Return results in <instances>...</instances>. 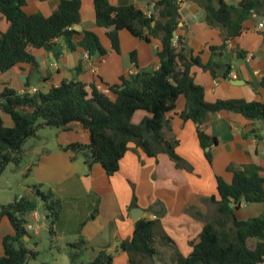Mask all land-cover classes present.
<instances>
[{"label":"crops","instance_id":"1","mask_svg":"<svg viewBox=\"0 0 264 264\" xmlns=\"http://www.w3.org/2000/svg\"><path fill=\"white\" fill-rule=\"evenodd\" d=\"M60 1L26 0L24 8L28 14L50 16ZM200 1L181 0L182 16L175 35L177 38L182 37L188 58L199 57L204 64L214 59L224 66H231L226 78H215L210 71L199 66L192 68L196 83L205 89L206 101L213 103L217 100L243 99L264 103V16L254 12L244 22L239 37L227 38L222 27L208 23ZM224 1L236 7L241 2ZM81 2L82 20L74 26L77 32L74 43L78 45L85 31H93L99 36L107 54L93 60L80 47L72 51L60 39L56 41L62 49L59 56L39 49L34 52L37 61L35 66L19 63L6 72L0 71V92L10 88L18 93L32 90L46 93L62 82L71 80L81 81L88 88L95 85L109 92L105 83L119 84L124 76L154 72L159 67L158 52L163 47L160 38H152L147 42L128 30H122L120 52H117L107 35L110 29L97 24L94 0ZM109 2L118 7L133 6L152 14L156 13L155 7L159 0ZM239 12L237 8L234 16L237 17ZM9 27L10 22L0 12V30L6 32ZM223 45L226 48L214 56L211 47ZM134 51L135 62L131 56ZM110 95L115 98L113 94ZM186 103V98L181 96L176 109L168 114L171 128L167 130V135L179 140L176 152L191 169L178 168L166 153L150 157L132 143L120 161L119 170L108 175L101 164L89 167L84 153L77 151L75 144L91 142L90 131L78 122L72 123L67 130L59 129L54 147L40 141L42 144L36 143L30 148L31 158L26 169L13 175L25 176L17 186L21 194L16 198L34 196L33 187L38 186L41 191H51L55 199L59 200L56 206L59 215L52 232L49 227L52 219H47L48 214L45 221H40L49 229L53 241L57 242L54 247L66 246L64 249L70 256V245L82 239L86 246L77 264H89L102 250L114 256L113 264H130L128 254L120 249V244L133 236L138 221L134 220L133 214H139L136 209H142L143 216L140 219L155 222L157 237H170L182 255L187 257L191 254L192 243L199 240L206 222L215 217L217 205L211 198L220 200L217 177L232 183L234 172L228 169L229 166L255 164L264 169V122L250 120L238 113L221 112L207 127V133L217 137L218 143L204 150L197 135V125L192 120L184 121L180 117L186 109ZM0 116L5 126H14L9 114L0 110ZM151 117L147 111L138 110L132 122L146 126ZM209 149L213 153L212 163L205 155ZM15 187L13 183L9 184V190ZM42 204L40 201L39 207ZM263 214L264 204L258 202L245 204L236 210V216L241 221ZM30 232L26 242L32 239ZM14 234L10 219L7 216L0 218V256L4 255V238ZM256 243V239H251L250 248L255 249ZM90 252L92 254L88 260H83ZM142 260L144 264L152 263ZM154 262L162 264L158 260Z\"/></svg>","mask_w":264,"mask_h":264},{"label":"trees","instance_id":"2","mask_svg":"<svg viewBox=\"0 0 264 264\" xmlns=\"http://www.w3.org/2000/svg\"><path fill=\"white\" fill-rule=\"evenodd\" d=\"M181 0H159L156 13L148 15L133 6L118 7L109 0H94L96 21L99 27L110 29L107 33L112 47L120 52V32L128 30L135 37L150 42L160 38L163 47L158 52L160 65L154 72H138L122 77L119 84L105 83L109 92L95 85L88 86L78 80L64 81L49 92L31 93L5 88L0 92V110L9 114L14 126L7 127L0 116V177L9 164L19 167L24 159L25 143L36 137L42 127L67 130L72 123H81L91 133L89 144H75L77 151L85 155L89 167L101 164L108 175L115 174L120 161L130 144L140 147L150 157L160 153L169 155L178 168L191 166L176 152L179 140L167 135L170 130L168 114L177 107L184 96L186 109L180 114L184 121L192 120L197 125V135L204 150L218 143L217 137L207 133L210 121L221 112L238 113L253 121L264 122V103L243 99L217 100L210 103L205 99V89L196 83L192 68L199 66L210 71L215 78H226L230 65H222L212 59L204 64L199 57L188 58L182 37L175 33L181 21ZM200 5L207 14L210 25L220 26L227 38H237L243 32L244 22L254 12L264 16V0H241L238 7L224 0H201ZM26 0H0V12L10 22L6 32L0 30V71L6 72L19 63L37 64L34 52L45 49L59 56L62 52L56 42L63 39L74 51L80 47L93 59L99 52L107 54L99 36L85 31L83 39L76 45L74 26L82 20L81 0H61L50 16L42 13L28 14ZM239 9V15L234 11ZM177 42V43H176ZM226 45L211 47L215 56ZM134 62L136 52L131 54ZM220 69H223L219 72ZM151 114L148 136H144L145 125H136L132 118L136 111ZM206 158L213 162L211 149L205 151ZM234 172L232 183L217 177L220 200L215 217L206 222L199 240L192 243L189 256L181 254L170 237H157L155 222L146 218L135 224L134 234L120 244L128 254L130 264H141V259L155 260L163 264H259L264 262V214L257 218L241 221L236 210L245 204H264V169L248 164L242 167L229 166ZM34 196L18 197L12 203L2 204L0 218L7 216L14 235L4 238V255L0 264H27L38 252L27 247L25 237L29 235L26 225L30 213L43 202L48 212L50 231L56 219L59 200L51 191H41L34 186ZM230 203L234 206L231 207ZM256 239L255 249L249 241ZM86 242L79 240L70 245L71 264H77L84 252ZM159 246L165 248L160 249ZM114 256L105 250L89 264H113Z\"/></svg>","mask_w":264,"mask_h":264},{"label":"rangeland","instance_id":"3","mask_svg":"<svg viewBox=\"0 0 264 264\" xmlns=\"http://www.w3.org/2000/svg\"><path fill=\"white\" fill-rule=\"evenodd\" d=\"M59 129L54 127H42L38 130V134L36 137L30 138L28 140V144L25 143L24 149L25 156L24 159L19 166L20 168L17 170V166L13 163L9 164L6 171L0 177V207L2 204H6L8 202H13L15 198L21 194L17 186L19 185L21 179H24L25 176L15 177L14 174L20 173V170H25L26 166L29 163V159L31 158L30 148L35 146V144H40L41 142H45L49 145V147H54V140L56 139V133ZM41 141V142H40ZM41 143V144H42ZM81 152V151H80ZM14 170V171H12ZM26 173V171H25ZM13 183L16 187L15 189L9 190V184ZM39 211L42 215V221L46 220V215L48 214L45 207L40 205ZM42 225V222H41ZM40 225V226H41ZM30 235L32 237L31 241L27 242V247L38 252V255L35 259L30 260L27 264H71V258L69 254H66V246L54 247L57 242L53 241V238L50 234L49 229L45 225H42L39 228V231H31ZM91 252L83 258V260H88L87 258L91 256ZM92 258V257H91ZM92 260V259H91ZM94 260V257H93ZM144 260L141 259V264ZM146 264V263H145ZM163 264V263H162Z\"/></svg>","mask_w":264,"mask_h":264},{"label":"built area","instance_id":"4","mask_svg":"<svg viewBox=\"0 0 264 264\" xmlns=\"http://www.w3.org/2000/svg\"><path fill=\"white\" fill-rule=\"evenodd\" d=\"M150 15V14H148ZM86 55L88 56V54L86 53ZM89 57V56H88ZM38 90H32V91H29L31 93H35L37 92ZM157 217L155 216L154 219H156ZM41 219H42V215H41V212L39 211V208L33 210L31 213H30V219L28 220V223L26 225V229L29 231H37L41 225Z\"/></svg>","mask_w":264,"mask_h":264},{"label":"water","instance_id":"5","mask_svg":"<svg viewBox=\"0 0 264 264\" xmlns=\"http://www.w3.org/2000/svg\"><path fill=\"white\" fill-rule=\"evenodd\" d=\"M99 57H100V53L98 52L95 55V57L93 58V60H97ZM150 132H151V129H150V121H148L147 124H146V126H145V130H144V133L143 134L146 137V136H148L150 134ZM230 206L233 207L234 204L233 203H230ZM137 210H139V214H138V212L137 213L135 212V214H133L134 220H139L143 216V210L142 209H136V211ZM25 239H28V237L27 238L25 237Z\"/></svg>","mask_w":264,"mask_h":264}]
</instances>
